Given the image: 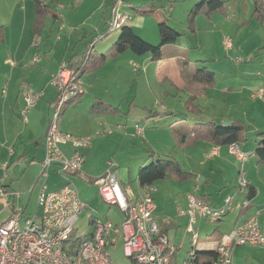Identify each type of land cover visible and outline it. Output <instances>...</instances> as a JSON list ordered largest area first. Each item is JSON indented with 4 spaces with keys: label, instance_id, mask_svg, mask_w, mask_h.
Segmentation results:
<instances>
[{
    "label": "rangeland",
    "instance_id": "374dc122",
    "mask_svg": "<svg viewBox=\"0 0 264 264\" xmlns=\"http://www.w3.org/2000/svg\"><path fill=\"white\" fill-rule=\"evenodd\" d=\"M40 1L44 7L47 5L52 13H61L63 15V18L59 19L53 18L50 15L45 18L48 23L47 27L54 26V23L57 22L53 35L49 40L50 47L55 48L54 53L57 55L61 54L64 48L62 56L68 54L71 56L75 46H77L76 50L79 53L83 50L86 51L88 40L93 38L89 43L90 46L95 37H99V35L108 33L109 31L108 21L110 16L106 21L102 17L97 24L93 22L94 20H89L91 13L97 11L103 0ZM199 1H123V4L131 3L128 10L133 15L138 13L149 18L148 26L155 30V36H158L157 22L159 19L166 20L169 26L183 35L179 38L177 44H173L172 46L168 45L163 48V58L160 60L146 62L142 58H133L141 55L135 54L136 56H134V53L132 54V52L127 51V54L122 56L121 61L111 58L101 67L81 75L80 87L85 88L86 95L100 94L114 106L119 105L123 111L118 114H105L108 117L116 116L110 119H105L101 116L100 120L105 123V126L102 127L100 125L99 129L108 128L105 130L107 132L110 131L111 125L115 127H113V133L108 135L109 142L96 151V157H94L93 161L95 166L94 173L89 171V175L96 178L100 177L101 175L99 174L103 166L106 165V171L108 169V162L113 161L118 164V171L125 170L127 172L129 179L125 182L134 192H137L140 190L137 181V167L140 166L138 164L143 165L145 162L149 163V151L155 152L156 150L170 154L174 158L176 157L185 169L194 167L199 171L200 168H198V165H200L199 162L202 160L200 154L205 147L201 145V142L198 144L188 143L187 145H183L179 138L174 135L175 130L172 129L176 128L188 132L190 121H193L192 115H195V113L208 119L216 118L218 123H221L222 119L227 117V121H230L232 116L236 119H242V122L247 127V132L249 131L250 139L257 138L256 131L253 130L254 128H257L256 130H264V98H253L252 93L254 89H247L243 93L244 88L238 83H229L230 87L227 85L228 80L236 75H240L243 78L255 76L264 79V20H262V17L259 19L255 16L257 15L256 13H260L257 12L259 10L256 11V6L261 5L264 7V0H261L263 5L259 3L257 5V0H227V8L224 12H214L210 17H206L204 14L196 17L190 16L189 13H191L194 5ZM0 13H9V20L11 21L16 18L17 13H23V22H25L32 13L36 15V0H0ZM100 14L103 15V13ZM14 15L15 17L13 18ZM33 20L28 23L29 26L31 24V27ZM191 21L193 22L191 23ZM61 23H65L66 27L63 24L60 33L59 26ZM193 28L196 30L194 31ZM95 29L99 33L94 32ZM91 32H94L92 36H90ZM118 33L119 31L109 34L113 37V35ZM227 38H231L234 42L230 48H227L223 42ZM70 45L71 48H68ZM177 47L184 52L187 59L186 64H183L182 61L179 64V68L181 69L171 62L165 63L168 66H164L162 62ZM35 60H38V58ZM132 62H136V65ZM82 65L83 63H79L71 68L77 69ZM204 66L215 73V79L212 85L207 86L200 93L198 91L196 93L193 92L192 89L186 87L187 85L185 87L180 85L183 81L182 79L189 76V72H195L197 68L200 69ZM96 70H99L97 72L98 78H95V74H93ZM221 82H224V84L219 85ZM51 85H44L46 89L44 90L43 96L48 91H54ZM262 86L264 87V84ZM91 98L87 96L85 99L86 102L84 99L80 102L82 110L85 113V106ZM38 101L39 99H37L36 103ZM80 103L77 102L76 104ZM191 103L193 107L197 108L196 110L194 109L195 113L194 110L190 111L189 105ZM165 111L175 112V117H172V114H169V116L165 115ZM91 119H95L97 124L96 118ZM61 124L63 125L62 118L60 120ZM137 125L143 129L141 135H135ZM23 158L28 159L26 156ZM229 159L230 164L228 170H230L231 178L233 174L234 176L237 175V181H235L237 186L234 187V193L231 196L234 202L241 201L236 200L237 198L243 199L242 196H244L243 190H239L241 166L237 162L235 166L233 163L234 160L232 158ZM17 165H20L19 171L23 175V192H26L36 181L41 171V165L39 163L28 162L27 160L15 166ZM212 165L214 166V164ZM8 173L13 178L17 176L14 172L13 165L9 168ZM57 173L58 175L51 174L48 178L51 188L61 186L69 180L77 188L80 197L90 204V208L86 209L80 215L75 225L78 234L87 235L94 229V224L91 222L93 217L102 220L110 218L114 223H121L123 221V214L119 208L110 206L104 201L98 191L97 183L93 180H88L89 175L84 169L70 177H64L58 170ZM198 181H200V178H195L192 182H189V180L183 182L172 176L156 181L153 198L160 205L157 213L161 212L164 207H171V209L176 208L177 215L180 212L183 214L182 212L185 211V208H188L184 205V199L190 193L200 195L201 191L207 193L209 190L211 191V203L209 202V204L216 208L222 207L225 200L222 204L218 197L220 189L212 187L210 189L204 188L195 191L196 188L194 185ZM189 183H193V186H189ZM198 184L200 185L201 181ZM235 189L238 190L236 194L242 196L238 197L235 194ZM23 195L24 199L30 196L27 193ZM187 201L189 203V200ZM36 207V196L34 193L31 197L30 214L34 215L37 212ZM4 217L5 214L1 216L2 219ZM224 218L229 224L233 223L234 216L232 212L226 214ZM203 223L198 247H200L202 239L207 236L204 228L213 225L207 220H204ZM177 241L180 244L181 239ZM188 247L190 245L187 242L184 249L176 257L178 259L177 264H181L183 261L184 253ZM108 249L113 263L130 264V260L124 254L122 237H120L117 245L109 246Z\"/></svg>",
    "mask_w": 264,
    "mask_h": 264
},
{
    "label": "built area",
    "instance_id": "2783aa9c",
    "mask_svg": "<svg viewBox=\"0 0 264 264\" xmlns=\"http://www.w3.org/2000/svg\"><path fill=\"white\" fill-rule=\"evenodd\" d=\"M123 1L113 0L110 5L108 33L119 31L130 24L134 17L123 10ZM104 36L94 39L86 53V59ZM223 42L227 48L233 46L231 38ZM83 68L82 65L74 69L63 62L51 79V84L57 89V97L53 117L43 140L44 158L35 182V186H39L38 210L34 215L15 207L14 201L21 194L5 183L9 163L3 164L4 175L0 185V264H115L108 247L117 245L120 237L130 264H174L179 246L168 237L155 219L154 187L146 185L136 195L119 180L117 163L109 161L108 169L95 182L104 201L110 206L118 207L123 214L121 223H114L110 218L102 220L93 217L91 222L94 229L87 235L78 234L75 225L80 215L90 208L89 202L80 197L77 188L69 180L58 189H49L50 169L56 167L64 177L81 172L85 157L79 149L89 147L93 142V135L80 137L65 133L59 125L68 102L82 93L80 77ZM40 96L41 93H26V105L21 112L24 122L28 121V114ZM256 96L263 99L264 90H259ZM136 128L135 135H141L143 129L138 125ZM68 143L74 147L70 156L61 148ZM229 149L241 166L239 190L242 191L248 187L245 176L247 154L237 146ZM188 200V208L182 213L187 214L190 219L186 229V234L190 235V248L181 264H200L196 255L200 239L195 226L198 221L218 222L231 211L249 206L250 201L244 199L234 202L233 197L228 196L224 205L216 208L194 194L189 195ZM3 214L4 219L1 218ZM244 245L264 247V230L259 224L258 213L247 217L220 240L216 248L217 257L210 264H233V248Z\"/></svg>",
    "mask_w": 264,
    "mask_h": 264
},
{
    "label": "crops",
    "instance_id": "0c3cea01",
    "mask_svg": "<svg viewBox=\"0 0 264 264\" xmlns=\"http://www.w3.org/2000/svg\"><path fill=\"white\" fill-rule=\"evenodd\" d=\"M113 0H103L101 3V6L98 7L97 11L94 13H91L90 21L95 22L96 24L100 22L102 17H104V20L106 21L107 18L110 16V5ZM131 6V3L124 4L123 10L126 12H129L128 8ZM101 10H103L101 12ZM100 13H103L100 14ZM130 13V12H129ZM59 16V18H63L61 13H56ZM132 14V13H131ZM107 15V16H106ZM35 14L32 13L28 19L23 22V13H17L16 18L14 20H9V13H0V26L3 27V34L2 39L0 38V185L2 183V178L4 175V169L3 164L8 162L9 168L13 165L14 166V172L17 175L15 178L11 176V174L8 173L7 170V178L5 179V183L10 186L12 189H15L20 192V197L16 198L14 201L15 207L23 208L27 214H30V206H31V197L35 193L36 196V204H37V210H38V191L39 186H35V182L31 187H29L26 192H23V175L19 171V166L16 164L22 163L24 160L31 162V163H39L41 165V161L44 158V146H43V140L47 131V128L49 126L50 120L53 117V110L55 105V100L57 97V89L51 85V79L53 75L58 71L60 65L62 62H66L68 67H74L78 65L81 61V58L83 55L87 53L90 46L89 43L92 39L88 40L89 42L86 45L87 49L86 51L83 50L81 53H79L75 46L73 50V54L71 56L63 55L64 48L62 49L61 54L57 55L54 53L55 48H51L49 45L50 37L53 35L54 27L57 22L54 23V26H48L47 22L45 24V27L42 31V34L39 38H36L31 24L30 26L28 23L31 22V20L34 19ZM106 16V17H105ZM133 19L130 22L129 26H131L135 32L140 35L142 38L147 40L148 42L151 41V43H159L160 42V32H159V26L158 27V36H155V30L153 28H150L148 26V17H145V15L140 14H134ZM15 15L13 16V18ZM54 18V17H53ZM56 18V19H59ZM151 19V18H150ZM51 20V19H49ZM163 20V19H162ZM160 19L157 23H159ZM166 21V20H165ZM167 22V21H166ZM65 25V23H61L60 29L62 30V25ZM50 28V29H49ZM98 30L95 29L94 32H97ZM90 33V36H92V33ZM61 33V31H60ZM99 33V32H97ZM107 33V32H106ZM102 34L105 35L103 39L99 40L95 48L92 51L93 54H103L105 53L117 40L120 32L116 35H113L111 37V34ZM57 34V33H55ZM109 34V35H108ZM60 36V35H59ZM100 36V35H99ZM86 37V36H85ZM153 37V38H149ZM97 38V37H95ZM60 39V37H58ZM228 39V38H227ZM226 40V39H224ZM159 41V42H158ZM178 43V42H177ZM234 44V42H233ZM172 46V45H169ZM167 47V46H165ZM164 47V48H165ZM71 48V45L70 47ZM68 50V49H67ZM177 50V51H175ZM172 50L171 54L168 55L167 59L163 61L164 66L165 63L171 62L175 64L176 67L179 68V64L183 61V64H186V57L184 52L181 51L180 48L177 47V49ZM131 52V51H130ZM127 54V52H124L116 57H110L107 60H110L111 58H115L114 60H122V56ZM133 54V52H132ZM136 56L135 54H133ZM69 57V58H68ZM38 58V60H35ZM132 58V57H131ZM133 58H142L144 61L149 62L152 60L151 55L145 54L138 57ZM107 62V61H106ZM134 65H136V62H132ZM106 65V64H105ZM181 69V68H179ZM198 69V68H197ZM99 70H96L93 74H95V78H98ZM194 72H189L188 77H184L185 79H182V83L180 84L182 87H185L187 84H189V77ZM229 83H238L241 87H243V93L245 90H251L254 89V92L252 93L253 98H258L256 96V93L263 89L262 86L264 84V79L261 77H250V78H243L240 75L232 76L230 80H228L227 85L230 87ZM50 84L54 91H48L45 96L44 90L46 87L44 85ZM85 84V83H84ZM83 84V85H84ZM224 84V82L219 83ZM218 85V86H219ZM180 86V87H181ZM187 87V86H186ZM224 89V88H223ZM34 92V93H41V96L38 98L39 101L34 105V107L30 110L28 116V121L24 122L22 117V109L26 105V93L27 92ZM82 95L77 99V101L72 104L71 106L66 107V109L63 111L61 118L63 119V125H60L61 131L65 133H71L76 136L85 137V136H95L93 139L92 144L89 147H81L79 151L84 155L85 162L83 164L82 170L86 173L93 172L95 169L94 166V157H96V151L99 150L104 144H106L108 141V135L113 133V125L110 126V131H105L108 128L99 129V126L102 125V127L105 126L104 122H101L100 118L103 116L105 119H110L112 117H108L105 115L106 113H93L90 111V108L93 104V102L96 99H101L109 104L110 101L105 100L103 96L100 94L96 95H86L85 88H82ZM206 95V94H204ZM89 96L92 97L90 100H88L86 107V113L84 110H82L81 103L82 99H86V97ZM85 97V98H84ZM79 102L80 104H76ZM86 102V101H85ZM113 105V104H111ZM90 106V107H89ZM114 106V105H113ZM79 107V108H78ZM119 107V105H118ZM87 108L88 111H87ZM120 111L123 112L120 108ZM165 115L169 116V114H172V117H175V112H169L165 111ZM28 114V115H29ZM106 116V117H105ZM189 116V115H188ZM96 118L97 124L95 122ZM218 122L216 118H211ZM228 117L225 119H222L221 123H226ZM232 119H236L233 118ZM231 119V120H232ZM242 120V119H241ZM24 122V123H23ZM95 122V126H94ZM189 130L188 132L191 133L192 126L194 125L193 121H190ZM173 124V123H172ZM257 128H254L256 132V136L259 132L264 130H256ZM105 131L104 133L101 132ZM111 132V133H110ZM96 133V134H95ZM248 140L247 142L239 144L237 147L238 149L247 154V159L245 161V176L248 182V185L251 184L256 189L255 196L250 200V205L248 207V210L243 213V209H236L234 211H231L233 213V223H228L227 220L223 217L218 222H210L213 225L211 227L206 226L204 230L206 231L207 236L202 239V243L199 247V250L201 251H215L218 243L220 240L227 234H229L236 225L242 223L247 217H249L252 214L258 213L259 215V224L261 228L264 230V165H260L257 162V157L254 154V151L256 149L257 144V138H249V131L247 132ZM201 142V145L205 147L200 156L202 157V160L200 165H198V168L200 170L198 171L196 168L192 167L190 169L186 168L182 165V167L189 171L194 173V177L189 180V182L194 181V179L200 178L201 184L195 183L194 187L196 188L195 191L202 190L204 188H212L215 187L216 189H220L219 192V199L220 201L224 202L225 198L228 196H231L234 193V187L237 186V175L231 178L229 164L230 159L234 160V165L239 164V160L236 158L235 155L230 153V149L227 146H215L212 143L205 142L202 140L194 141L191 138L187 140L185 143L186 145L188 143L190 144H198ZM63 152L70 156L74 152V147L68 143L61 146ZM215 149L217 152H215ZM11 150L13 153L11 154ZM156 156H165L168 155L167 153L155 151ZM26 156L28 159L23 158ZM231 156V157H230ZM176 158V157H175ZM177 159V158H176ZM37 161V162H36ZM237 162V163H236ZM148 162H145L143 165L147 164ZM214 164V166L212 165ZM140 166L139 168L143 166L142 164H138ZM105 166H103V169L100 171L99 175H102L105 171ZM119 167V166H118ZM90 171V172H89ZM94 173V172H93ZM119 180L124 185L128 186L126 184V180L129 179V175L125 170H117ZM51 174L58 175L57 168L52 167L49 171V176ZM22 176L21 178H18ZM138 176V172H137ZM97 179L96 177H93L89 175V181H95ZM37 180V179H36ZM187 183V182H186ZM49 184V181H48ZM65 184V183H64ZM61 186H54L51 188L49 185L50 190H55ZM139 184V182H138ZM189 186H193V183H189ZM154 188H156L155 183L152 185ZM129 187V186H128ZM132 189V188H131ZM139 189L137 192H134L138 195L142 192V187L139 184ZM238 192L237 189H235V194ZM244 196L236 194L238 197L242 196L243 199L237 198L236 200H244L247 197L248 187L243 190ZM29 194L30 196L26 199L23 198V194ZM211 191L204 193L201 191L200 195H197L195 193H190L189 195H196L197 197L203 199L206 202L211 203V197L210 194ZM189 195L184 199V205L188 207V199ZM219 201V200H218ZM156 203V202H155ZM160 208L159 203H156V210H155V219L160 224L162 230L168 235V237L179 246V252L182 251L185 247V244L188 242L190 245V235L186 234V228L189 222V216L187 214H181L177 215L176 208L171 207H164L163 210L159 213L158 209ZM187 208H185L186 210ZM188 216V217H187ZM206 221V220H205ZM204 220L198 221L196 224V228H198V231L200 233ZM181 239L180 244H178L179 239ZM177 239V240H176ZM190 247L185 251L184 257L189 250ZM179 252L177 256L179 255ZM176 259V258H175ZM174 259V260H175ZM178 259L174 261V264H177ZM233 264H264V247L262 246H253V245H244V246H235L233 248Z\"/></svg>",
    "mask_w": 264,
    "mask_h": 264
},
{
    "label": "trees",
    "instance_id": "16d2710c",
    "mask_svg": "<svg viewBox=\"0 0 264 264\" xmlns=\"http://www.w3.org/2000/svg\"><path fill=\"white\" fill-rule=\"evenodd\" d=\"M264 2V1H263ZM262 4L261 0H257L256 4ZM258 5V4H257ZM227 0H200L194 5L189 13L190 16L196 17L198 15L204 14L206 17L212 16L214 12H224L226 10ZM37 13L33 20L32 30L36 38H39L42 34V31L46 24V16H51L54 18H59V15L52 13L50 8L45 5L40 0H36ZM259 10V11H257ZM257 18L262 17L264 20V7L261 5L256 6ZM193 21H191L192 23ZM159 32H160V42L158 44H153L148 42L140 35H138L135 30L128 25L123 26L119 32V36L116 42L103 54H90V57L86 59V54L82 56L80 63H83V73L90 72L96 68L101 67L108 58L116 57L120 54L131 51L137 55L150 54L152 60H160L163 58V48L168 45L177 44L179 38L183 35L177 30L169 26L165 20H160L158 23ZM192 27V26H191ZM195 31L196 29L193 28ZM3 27L0 26V38L2 39ZM95 48V46H94ZM215 73L208 69L207 67H202L196 69V71L190 75L189 84L187 87L192 89L193 92H202L204 88L210 86L214 83ZM82 94H79L77 97L71 99L67 106L74 104L77 99ZM196 96V95H195ZM65 107V109H66ZM190 111L196 110V107H193L191 103L189 105ZM64 109V110H65ZM194 110V113H195ZM90 111L93 113H111L118 114L120 113V107L113 106L101 99H96ZM155 115H157L155 113ZM196 115V116H195ZM192 115L194 125L192 126L191 133L178 130H175V136L179 138L180 142L184 145L189 138L194 141L202 140L205 142L212 143L215 146H238L241 143L247 142V127L240 119H232L229 121V124L218 123L214 119H208L202 117L195 113ZM257 144L254 154L257 157V162L260 165H264V131H261L257 134ZM150 152V162L146 165H143L138 170L137 181L144 187L146 185H153L158 180L166 179L169 176L181 181H188L194 177V173L185 170L181 163L174 158L172 155L168 154L166 156H156L155 152ZM256 194V189L251 184L248 185L247 200H251ZM248 207L243 208V213L248 210ZM197 261L200 264H210L217 257V251H201L197 250Z\"/></svg>",
    "mask_w": 264,
    "mask_h": 264
},
{
    "label": "water",
    "instance_id": "95a60500",
    "mask_svg": "<svg viewBox=\"0 0 264 264\" xmlns=\"http://www.w3.org/2000/svg\"><path fill=\"white\" fill-rule=\"evenodd\" d=\"M226 124H229V121H227Z\"/></svg>",
    "mask_w": 264,
    "mask_h": 264
}]
</instances>
